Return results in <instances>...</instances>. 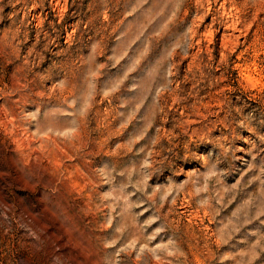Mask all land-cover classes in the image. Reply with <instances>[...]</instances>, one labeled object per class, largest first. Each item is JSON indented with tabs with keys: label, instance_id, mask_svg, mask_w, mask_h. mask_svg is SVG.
I'll list each match as a JSON object with an SVG mask.
<instances>
[{
	"label": "rangeland",
	"instance_id": "obj_1",
	"mask_svg": "<svg viewBox=\"0 0 264 264\" xmlns=\"http://www.w3.org/2000/svg\"><path fill=\"white\" fill-rule=\"evenodd\" d=\"M0 264H264V0H0Z\"/></svg>",
	"mask_w": 264,
	"mask_h": 264
}]
</instances>
